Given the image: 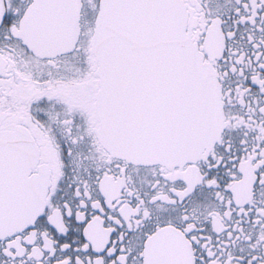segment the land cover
Masks as SVG:
<instances>
[{
	"label": "snow or ice",
	"instance_id": "6c2138e0",
	"mask_svg": "<svg viewBox=\"0 0 264 264\" xmlns=\"http://www.w3.org/2000/svg\"><path fill=\"white\" fill-rule=\"evenodd\" d=\"M0 264H264V0H0Z\"/></svg>",
	"mask_w": 264,
	"mask_h": 264
}]
</instances>
